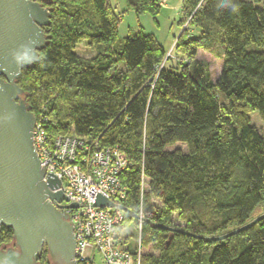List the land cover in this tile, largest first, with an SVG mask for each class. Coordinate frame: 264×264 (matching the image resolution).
I'll return each mask as SVG.
<instances>
[{
    "label": "trees",
    "instance_id": "16d2710c",
    "mask_svg": "<svg viewBox=\"0 0 264 264\" xmlns=\"http://www.w3.org/2000/svg\"><path fill=\"white\" fill-rule=\"evenodd\" d=\"M126 5L152 16L160 6L156 0ZM42 6L51 10L46 45L17 85L36 121L46 119L49 141L73 135L119 148L130 164L120 177L127 191L122 206L134 214L143 173L144 203L152 198L160 205L144 206L141 237L157 254L141 256L140 264H264V219L211 241L248 224L259 209L264 214V139L250 120L256 113L264 127V2L183 0L171 57L142 31L118 39L120 16L108 0ZM188 29L199 32L191 36ZM215 38L223 64L213 83L207 63L196 57ZM80 42L103 51L85 61L74 52ZM171 59L176 65L166 68ZM177 144L186 152L169 150ZM130 223L137 222L128 216ZM12 236L1 227L0 247L10 246ZM37 264H50L45 249Z\"/></svg>",
    "mask_w": 264,
    "mask_h": 264
},
{
    "label": "water",
    "instance_id": "95a60500",
    "mask_svg": "<svg viewBox=\"0 0 264 264\" xmlns=\"http://www.w3.org/2000/svg\"><path fill=\"white\" fill-rule=\"evenodd\" d=\"M50 11L41 0H0V230L4 227L13 233L11 245L0 247V264H37L43 249L50 264H75L73 225L62 210L77 206L62 205L68 201L58 191L61 182L41 167L32 141L36 119L25 101L26 93L17 85L22 71L36 63L46 45L43 28L50 24ZM94 206L118 208L139 219L101 196ZM262 219L264 214L211 241L223 242ZM159 228L200 239L182 229Z\"/></svg>",
    "mask_w": 264,
    "mask_h": 264
},
{
    "label": "built area",
    "instance_id": "2783aa9c",
    "mask_svg": "<svg viewBox=\"0 0 264 264\" xmlns=\"http://www.w3.org/2000/svg\"><path fill=\"white\" fill-rule=\"evenodd\" d=\"M45 122V118L36 121L32 132L33 147L46 174L61 182L58 191L68 201L62 205L77 206L62 210L73 225L75 264H95L96 259L100 264H140V247L135 251V258L128 251V240L124 237L128 215L118 208L94 206L97 196L122 206L127 191L120 177L130 166L128 161L117 146L102 148L98 140L69 135L49 141L44 131ZM146 191V179L141 173L140 199L135 213L140 233L146 223L143 199ZM51 204L58 207L54 201Z\"/></svg>",
    "mask_w": 264,
    "mask_h": 264
},
{
    "label": "rangeland",
    "instance_id": "374dc122",
    "mask_svg": "<svg viewBox=\"0 0 264 264\" xmlns=\"http://www.w3.org/2000/svg\"><path fill=\"white\" fill-rule=\"evenodd\" d=\"M165 1V2H164ZM264 2V0H261ZM159 6V13L156 16L150 14L136 15L127 8L126 0H108V5L116 15L120 16V23L118 26V39L122 40L126 38L129 33H136L142 31L147 35H154L164 50L166 51V57L171 54V50L174 44V38H177L181 33L179 27V21L182 18L183 12V0H156ZM164 2V3H163ZM163 3V4H161ZM191 36L198 34V29H188ZM213 43L208 49L198 50L196 59L199 62L207 63L209 69V76L211 81L214 83L219 78L222 70V54L223 49L219 43V40L215 38ZM103 50L100 47L90 46L87 42H80L76 45L74 50L75 54L83 60H90L101 53ZM171 57V56H170ZM176 61L171 59L166 64V68L175 66ZM179 67V66H178ZM252 126L258 131L259 135L264 139V127L259 120L256 113L250 116ZM179 149L182 152H186V148L182 144H177L171 147L169 150ZM147 200V199H146ZM145 200L144 206L146 207H158L160 202L152 198ZM261 209H259L254 215H261ZM174 220V219H173ZM174 226L176 222L174 220ZM142 232L140 233L134 223L127 225L124 237L128 240V247L132 251L138 250L140 247V254L143 255H156L154 244L145 245L142 239ZM95 264H100L99 260L96 259Z\"/></svg>",
    "mask_w": 264,
    "mask_h": 264
},
{
    "label": "flooded vegetation",
    "instance_id": "af4514ba",
    "mask_svg": "<svg viewBox=\"0 0 264 264\" xmlns=\"http://www.w3.org/2000/svg\"><path fill=\"white\" fill-rule=\"evenodd\" d=\"M50 2H52V0H41V3L46 6V4H49Z\"/></svg>",
    "mask_w": 264,
    "mask_h": 264
},
{
    "label": "clouds",
    "instance_id": "9594fccd",
    "mask_svg": "<svg viewBox=\"0 0 264 264\" xmlns=\"http://www.w3.org/2000/svg\"><path fill=\"white\" fill-rule=\"evenodd\" d=\"M236 9H235V6H233V11H235ZM16 59H17V61H19L20 60V57H16Z\"/></svg>",
    "mask_w": 264,
    "mask_h": 264
},
{
    "label": "crops",
    "instance_id": "0c3cea01",
    "mask_svg": "<svg viewBox=\"0 0 264 264\" xmlns=\"http://www.w3.org/2000/svg\"><path fill=\"white\" fill-rule=\"evenodd\" d=\"M154 36V35H153ZM157 39V38H156ZM158 40V39H157ZM159 41V40H158ZM160 43V42H159ZM161 44V43H160ZM162 46V45H161ZM163 47V46H162Z\"/></svg>",
    "mask_w": 264,
    "mask_h": 264
}]
</instances>
